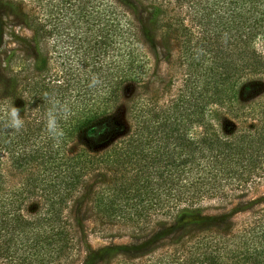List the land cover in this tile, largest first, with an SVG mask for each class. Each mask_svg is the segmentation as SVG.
<instances>
[{
    "label": "trees",
    "instance_id": "obj_1",
    "mask_svg": "<svg viewBox=\"0 0 264 264\" xmlns=\"http://www.w3.org/2000/svg\"><path fill=\"white\" fill-rule=\"evenodd\" d=\"M129 1L0 0L23 12L35 50L10 51L0 83V101L25 122L0 127V264H73L71 210L84 193L93 233L144 238L264 183V0H135L152 9L165 51L169 80L157 94L145 89ZM129 90L128 127L109 140ZM50 99L69 110L58 140L45 129ZM109 264H264V208L240 223L190 224Z\"/></svg>",
    "mask_w": 264,
    "mask_h": 264
},
{
    "label": "rangeland",
    "instance_id": "obj_2",
    "mask_svg": "<svg viewBox=\"0 0 264 264\" xmlns=\"http://www.w3.org/2000/svg\"><path fill=\"white\" fill-rule=\"evenodd\" d=\"M129 5L130 17L137 29L143 51L148 57L144 79L145 89L150 94H157L167 84L169 74L165 62V51L157 32L152 27V9L135 0H130ZM32 36V32L24 24L22 11L0 6V83L2 85L8 84L4 59L10 51H18L31 58L35 57ZM131 97V90L124 92L118 110L112 115L114 131L108 137L109 140L125 134L128 127L125 100ZM2 170L8 185L13 186L20 181L21 176L10 170L6 159L2 161ZM86 196L84 193L71 210L79 242V254L73 264H109L113 256L133 255L139 258L154 246L172 241L179 232L193 223L204 222L208 226H220L246 220L254 212L264 208V183L253 192L234 199L227 205L206 203L205 209L200 214L161 224L144 238L103 237L93 233V223L85 217Z\"/></svg>",
    "mask_w": 264,
    "mask_h": 264
},
{
    "label": "clouds",
    "instance_id": "obj_3",
    "mask_svg": "<svg viewBox=\"0 0 264 264\" xmlns=\"http://www.w3.org/2000/svg\"><path fill=\"white\" fill-rule=\"evenodd\" d=\"M99 81L94 76L89 84V87L97 85ZM49 103L51 107L46 113L45 129L49 137L54 140H58L63 136V130L59 124V117L61 114L66 116L68 114V108L66 105L61 104L55 99H50ZM20 108L14 106L13 101L5 103L0 101V127L4 130L20 131L24 127L23 116L20 115Z\"/></svg>",
    "mask_w": 264,
    "mask_h": 264
}]
</instances>
